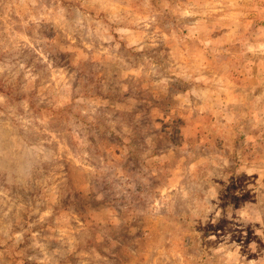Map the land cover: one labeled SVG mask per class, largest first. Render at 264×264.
Instances as JSON below:
<instances>
[{"label":"rangeland","instance_id":"rangeland-1","mask_svg":"<svg viewBox=\"0 0 264 264\" xmlns=\"http://www.w3.org/2000/svg\"><path fill=\"white\" fill-rule=\"evenodd\" d=\"M0 264H264V0H0Z\"/></svg>","mask_w":264,"mask_h":264}]
</instances>
